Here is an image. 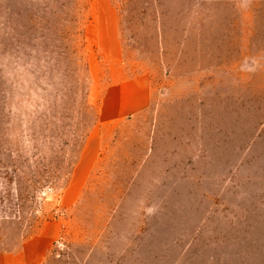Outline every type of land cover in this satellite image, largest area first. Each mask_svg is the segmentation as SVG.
<instances>
[{"label":"rangeland","instance_id":"1","mask_svg":"<svg viewBox=\"0 0 264 264\" xmlns=\"http://www.w3.org/2000/svg\"><path fill=\"white\" fill-rule=\"evenodd\" d=\"M0 0V251L62 224L48 264H264V0ZM120 71V72H118ZM150 107L103 125L113 75Z\"/></svg>","mask_w":264,"mask_h":264},{"label":"crops","instance_id":"2","mask_svg":"<svg viewBox=\"0 0 264 264\" xmlns=\"http://www.w3.org/2000/svg\"><path fill=\"white\" fill-rule=\"evenodd\" d=\"M101 10L95 11L85 27L86 36L93 37L106 68L115 70L123 64V47L119 36V20L109 0H100ZM120 72V71H118ZM99 105V121L113 124L144 114L150 107V92L143 78L112 76ZM62 224L57 221L42 225L37 233L25 240L16 252L0 251V264H48L59 239Z\"/></svg>","mask_w":264,"mask_h":264}]
</instances>
